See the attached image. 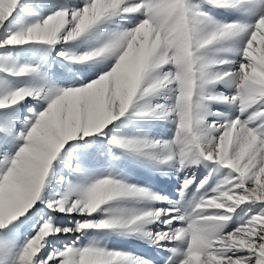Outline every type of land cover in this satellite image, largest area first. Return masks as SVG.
<instances>
[{
    "label": "snow or ice",
    "instance_id": "1",
    "mask_svg": "<svg viewBox=\"0 0 264 264\" xmlns=\"http://www.w3.org/2000/svg\"><path fill=\"white\" fill-rule=\"evenodd\" d=\"M0 264H264V0H0Z\"/></svg>",
    "mask_w": 264,
    "mask_h": 264
}]
</instances>
